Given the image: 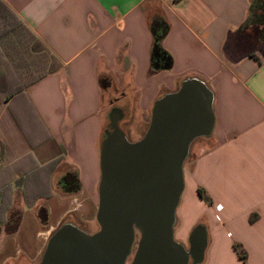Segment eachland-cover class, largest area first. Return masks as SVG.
<instances>
[{
	"label": "crops",
	"instance_id": "crops-1",
	"mask_svg": "<svg viewBox=\"0 0 264 264\" xmlns=\"http://www.w3.org/2000/svg\"><path fill=\"white\" fill-rule=\"evenodd\" d=\"M250 2L0 0L1 67L25 68L30 79L42 54V67H53L27 82L24 71L10 81L6 73L10 85L25 86L0 101V189L9 178L12 186L0 264H39L63 223L91 233L111 112L126 137L133 123L142 136L154 102L188 78L212 91L214 125L190 144L174 237L189 244L196 227L204 230L200 264H264V52L238 33ZM154 21L168 26V69L150 65ZM68 172L78 189L62 188Z\"/></svg>",
	"mask_w": 264,
	"mask_h": 264
},
{
	"label": "water",
	"instance_id": "water-1",
	"mask_svg": "<svg viewBox=\"0 0 264 264\" xmlns=\"http://www.w3.org/2000/svg\"><path fill=\"white\" fill-rule=\"evenodd\" d=\"M212 91L188 78L153 104L144 134L130 141L118 128L117 111L100 145L96 220L87 232L61 224L50 236L39 264H200L206 234L196 227L189 247L174 239L184 187L183 164L192 141L214 125Z\"/></svg>",
	"mask_w": 264,
	"mask_h": 264
},
{
	"label": "trees",
	"instance_id": "trees-1",
	"mask_svg": "<svg viewBox=\"0 0 264 264\" xmlns=\"http://www.w3.org/2000/svg\"><path fill=\"white\" fill-rule=\"evenodd\" d=\"M262 4L264 5L263 0H251L248 17L246 18L245 22L249 18V14L252 12V10H255V8L256 9L260 8ZM245 22L242 24V26L245 24ZM6 25L10 26L11 29L13 28L12 23L10 22L9 24V21H6ZM151 30L153 33V44H152L151 52H150V65L152 68L157 69V70L168 69L171 66V56L161 46V41L168 30V26L163 21H160V22L154 21L152 23ZM238 33H246V32H242V29H239ZM44 59L45 58L43 57V54H42L41 58L39 59L40 67L38 69H35V73L29 80H37L43 75H45L46 73H48L53 68L52 66L51 68L42 67ZM1 60L2 59L0 58V62ZM24 66L26 65L24 64ZM24 69H17L15 65L13 66L10 64L9 70L6 71L3 67H1V63H0V101L2 99L9 98L13 94V91L21 90L25 86L23 84L14 85V86L9 84L10 75L21 76L24 71L25 72L24 78L25 76L28 77L30 72L27 71V69L25 70ZM6 73H7V78L9 79L8 82H6L5 80ZM25 82H27V80H25ZM7 181L10 182L11 178H9ZM8 182L5 183L0 189V224L6 221V213L12 202V186ZM61 185H62V188L65 189L66 191H71V190L73 191V190L78 189L79 182H78L77 175L75 173L68 172L64 176L63 180L61 181ZM198 194L206 202H210V198L208 197V195L205 193V191L202 188H198ZM28 204H32V203L29 202ZM39 217L42 223L46 222L47 215L45 211L43 210L40 211ZM234 248L237 250L238 256L242 260H246L247 258L246 251L239 244H234Z\"/></svg>",
	"mask_w": 264,
	"mask_h": 264
},
{
	"label": "rangeland",
	"instance_id": "rangeland-1",
	"mask_svg": "<svg viewBox=\"0 0 264 264\" xmlns=\"http://www.w3.org/2000/svg\"><path fill=\"white\" fill-rule=\"evenodd\" d=\"M10 22H11V20H9V24H10ZM240 29H242V32H246V34L254 37V40L250 43V49H252L253 52L254 51H257V52L261 51L263 53L264 52V39H263L264 38L263 37L264 36V5L263 4L260 8H258V9L255 8V10H252V12L249 14V18L247 19L245 24ZM1 32L2 31H0V33ZM25 79L27 80V79H29V77L25 76ZM133 124L134 125L130 127L129 132L127 133V137L131 141H136L140 138L142 130L139 129V127L136 123H133ZM97 228H99V224L97 226V222L94 219L90 222V230H91V232H93V231L97 230ZM139 236H140V234L137 232L136 238H135V243L132 247L131 254L128 257L126 264H129L132 257H133ZM174 239L177 240L175 237H174ZM178 242H180V241H178ZM185 244H184V246L186 248H188L189 244H187V243H185Z\"/></svg>",
	"mask_w": 264,
	"mask_h": 264
}]
</instances>
